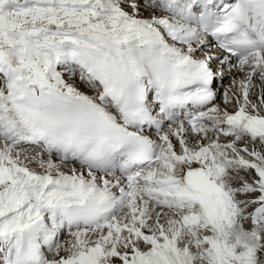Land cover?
Masks as SVG:
<instances>
[{"label":"snow or ice","instance_id":"obj_1","mask_svg":"<svg viewBox=\"0 0 264 264\" xmlns=\"http://www.w3.org/2000/svg\"><path fill=\"white\" fill-rule=\"evenodd\" d=\"M0 264H264V0H0Z\"/></svg>","mask_w":264,"mask_h":264}]
</instances>
